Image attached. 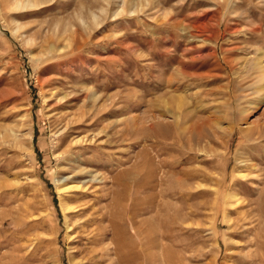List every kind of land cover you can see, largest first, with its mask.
Masks as SVG:
<instances>
[{
    "label": "rangeland",
    "instance_id": "374dc122",
    "mask_svg": "<svg viewBox=\"0 0 264 264\" xmlns=\"http://www.w3.org/2000/svg\"><path fill=\"white\" fill-rule=\"evenodd\" d=\"M19 1L0 0V264H264L226 195L264 159L241 130L264 124V0Z\"/></svg>",
    "mask_w": 264,
    "mask_h": 264
},
{
    "label": "bare ground",
    "instance_id": "6f19581e",
    "mask_svg": "<svg viewBox=\"0 0 264 264\" xmlns=\"http://www.w3.org/2000/svg\"><path fill=\"white\" fill-rule=\"evenodd\" d=\"M24 2H25V4H24ZM19 3L20 4L22 3L23 5H26V6L35 5L33 0H21V1H19ZM230 89H231V87H230ZM262 95L264 96V93ZM183 103L180 101L178 103L177 107L175 109L173 108L170 111L172 113V115H174V117H175V119H174L175 121L174 120L173 121L175 123L174 126H176L175 127V130L177 132L176 136L180 140H181V138H184V136H183L184 128L182 127L183 129H180L181 117H183L184 115H185V117L186 116L188 117V115L190 114V111L188 112L187 110L184 111L185 109L184 110L182 109ZM229 105H230V103H229ZM171 108H172V106H171ZM228 108H229V110H228L229 119H232V117H234L232 111L235 108H233V106L228 107ZM187 120H189V119H187ZM208 121H209V124L212 122V121L210 122V120H208ZM207 124H208V122H207ZM207 124L204 125V123H202V124L196 126L195 129H197V131L200 132V136H201V132L203 130V127L206 126ZM159 128H161V127L159 126ZM231 128H235V127L232 126ZM241 130L244 133H251L254 136H258L260 138L264 137V124H262V123H256V125H254V126L247 127L246 129L243 128ZM181 131L183 132V134L181 133ZM219 135H216V133H215L214 136L218 137ZM190 138H191V135H190ZM188 145L190 146V144H188ZM252 146H253V144H252ZM213 152H215V151H213ZM254 159H256V158H254L252 156V158L250 157V159L246 160L245 163H241L239 165V167L237 169L239 171V177H237V179L234 180L232 186L229 187L228 191L226 190L227 191L226 195L228 197V200L230 201V205L231 206L233 205L229 211L234 212L236 214L238 213V217H237V219H235L236 221L233 224V227L235 228L234 235L245 236V238H246V239L245 238L243 239V242H241L240 244L237 245L238 248H240L242 250L244 247H248L249 249H251L250 247L254 246L255 244L257 246V245H262L264 243V239H262V235H261V232H262L261 228L264 227V166H262L264 159L263 160L258 159L259 160L258 162L257 161L252 162ZM174 165H175L174 168H177L176 164H174ZM180 170H182V168ZM209 170L208 171L204 170L203 173H202V171L200 173L198 171H190V172L187 171V175L192 176V177H197L200 174H203V178L206 179L208 182H211L213 184L217 183V186L215 187V189L212 190L211 188H209V189H205L203 192H204V194L212 193V194H215V196H218L219 195V188H220V186H219L220 185V178H218L214 174L213 171L211 172ZM172 172L175 173L176 170L173 169ZM177 172H179V171L177 170ZM184 172H185V170H184ZM165 174L168 175V173H165ZM222 178H223V175H222ZM181 179L182 178H180L179 180H181ZM192 179H194V178H192ZM237 183L242 184L245 187V189L243 191H237L236 189H234V186ZM256 183L262 184V186L260 187L258 185H255ZM138 185H140V184H138ZM164 190H166V188ZM169 190H172V189L170 188ZM175 190H177V189H175ZM175 190H173V191H175ZM179 191H181V189ZM199 191H201V190H199ZM199 193H202V192H199ZM175 194H177V193H175ZM262 234L264 235V232ZM245 249H247V248H245ZM262 251H264V250H262ZM235 257H236L238 264H253L254 258L256 257V252L255 251L253 252V250H252V252H247V253L239 252V253L235 254Z\"/></svg>",
    "mask_w": 264,
    "mask_h": 264
}]
</instances>
